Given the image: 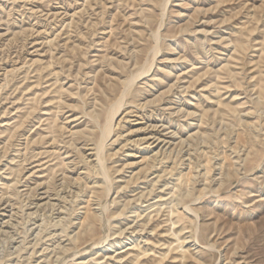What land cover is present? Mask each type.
<instances>
[{
	"label": "rangeland",
	"instance_id": "obj_1",
	"mask_svg": "<svg viewBox=\"0 0 264 264\" xmlns=\"http://www.w3.org/2000/svg\"><path fill=\"white\" fill-rule=\"evenodd\" d=\"M0 264H264V0H0Z\"/></svg>",
	"mask_w": 264,
	"mask_h": 264
},
{
	"label": "bare ground",
	"instance_id": "obj_2",
	"mask_svg": "<svg viewBox=\"0 0 264 264\" xmlns=\"http://www.w3.org/2000/svg\"><path fill=\"white\" fill-rule=\"evenodd\" d=\"M156 130L157 129H153L151 131H148L147 135L145 137H142L139 140L138 143H139V145L142 146V148L156 147V146H159L160 143H163L162 144L163 146H164V144H166L167 141H165V138H164L165 136H163L162 133H160L158 130L157 131Z\"/></svg>",
	"mask_w": 264,
	"mask_h": 264
}]
</instances>
